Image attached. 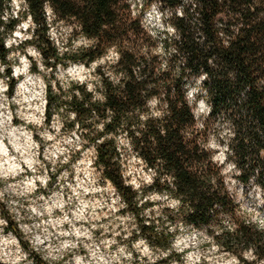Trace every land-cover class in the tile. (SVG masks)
I'll list each match as a JSON object with an SVG mask.
<instances>
[{"label": "trees", "instance_id": "1", "mask_svg": "<svg viewBox=\"0 0 264 264\" xmlns=\"http://www.w3.org/2000/svg\"><path fill=\"white\" fill-rule=\"evenodd\" d=\"M9 1L0 0V63L9 65L8 78L10 48L4 41L25 15L30 38L23 42L40 53L46 67L65 60L89 66L115 51L109 71L115 80L95 71L103 99L83 84L71 82L63 91L47 82L44 121L75 113L62 127L81 129L92 144L93 166L135 219L137 236L166 256L154 264L181 262L170 248L177 224L202 231L237 264H264V225L240 213L230 189L233 179L264 191V0H144L143 9L155 2L169 12L170 32L158 33L143 27L126 0H22V13ZM46 7L89 43L61 53L48 36ZM194 81V99L204 102L205 115H195L186 99V86ZM15 83L11 77L9 94ZM96 123L102 124L99 131L91 129ZM223 127L228 134L221 135ZM120 134L150 170L148 184L134 190L124 180ZM149 192L165 194L175 205L149 219L143 208L152 202L138 205ZM165 221L175 224L172 231Z\"/></svg>", "mask_w": 264, "mask_h": 264}, {"label": "rangeland", "instance_id": "2", "mask_svg": "<svg viewBox=\"0 0 264 264\" xmlns=\"http://www.w3.org/2000/svg\"><path fill=\"white\" fill-rule=\"evenodd\" d=\"M9 2L14 11H24V1ZM126 2L132 15H141L144 28L154 33L170 32L169 12L159 4L151 2L143 9L144 0ZM45 14L48 36L61 53L74 52L89 43L70 23L56 20L48 7ZM29 24L25 15L4 41L10 48V76L16 81L12 94L8 93L11 77L5 75L9 65L0 63V138L8 155H0V219L4 220L0 225V264H154L165 259L137 236L135 219L124 210L113 185L93 166L95 151L81 136V129L62 127L61 122H67L71 115H55L44 121L47 82L52 86L58 83L63 91L71 82L83 84L100 98L95 71L100 68L110 75L115 51L108 50L89 66L65 60V64L46 67L40 53L23 42L30 38ZM196 84L194 81L186 86V99L195 115H205L204 102L194 99ZM95 125L99 123L92 130ZM220 132L228 134L226 127ZM117 142L123 154L126 183L133 190L139 184H148L150 170L128 149L123 135L117 136ZM216 156L222 160V148ZM230 186L240 213L264 225V191L256 185L245 188L233 179ZM145 200L152 202L143 208L149 219L175 205L165 194L149 192L138 205ZM165 227L172 231L175 224L165 221ZM175 228L170 248L181 255V262L168 259L160 264H237L232 255L210 244L202 231L183 224ZM41 244L44 252L40 251Z\"/></svg>", "mask_w": 264, "mask_h": 264}, {"label": "clouds", "instance_id": "3", "mask_svg": "<svg viewBox=\"0 0 264 264\" xmlns=\"http://www.w3.org/2000/svg\"><path fill=\"white\" fill-rule=\"evenodd\" d=\"M100 99H103V97H100ZM149 103L152 104V105H154V104L156 103V101L153 99V100L149 101ZM71 115H72V116H75V113H72ZM153 115H154V116H160L161 113H160V112H154ZM101 128H102V124L95 125V129H93V131H95L96 129H101ZM84 131H88V129H84ZM3 223H4V220L0 219V225H2ZM14 242H15V241H13V243H14ZM37 242H38V241H36V242H34V243H37ZM40 251H41V252H44V246H43L42 244L40 245ZM47 256H48V254L45 253V259H47ZM250 258H251V257H250ZM66 264H67V262H66Z\"/></svg>", "mask_w": 264, "mask_h": 264}, {"label": "bare ground", "instance_id": "4", "mask_svg": "<svg viewBox=\"0 0 264 264\" xmlns=\"http://www.w3.org/2000/svg\"><path fill=\"white\" fill-rule=\"evenodd\" d=\"M5 151L6 149H5L4 140L0 138V155L6 156L7 154L5 153ZM10 166H13V165H10Z\"/></svg>", "mask_w": 264, "mask_h": 264}]
</instances>
